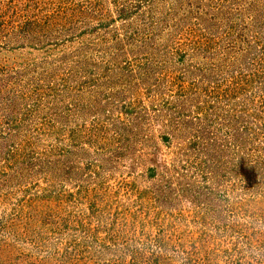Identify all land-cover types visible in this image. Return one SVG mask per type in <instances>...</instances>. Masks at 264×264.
<instances>
[{
	"label": "rangeland",
	"instance_id": "obj_1",
	"mask_svg": "<svg viewBox=\"0 0 264 264\" xmlns=\"http://www.w3.org/2000/svg\"><path fill=\"white\" fill-rule=\"evenodd\" d=\"M0 264H264V0H0Z\"/></svg>",
	"mask_w": 264,
	"mask_h": 264
}]
</instances>
